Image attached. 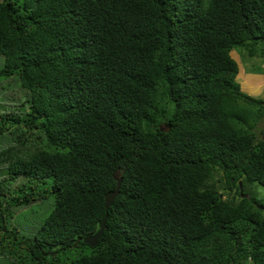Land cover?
<instances>
[{"label": "trees", "instance_id": "trees-1", "mask_svg": "<svg viewBox=\"0 0 264 264\" xmlns=\"http://www.w3.org/2000/svg\"><path fill=\"white\" fill-rule=\"evenodd\" d=\"M235 47L264 59V0H0V256L264 264V100ZM51 195L33 234L11 222Z\"/></svg>", "mask_w": 264, "mask_h": 264}, {"label": "rangeland", "instance_id": "rangeland-1", "mask_svg": "<svg viewBox=\"0 0 264 264\" xmlns=\"http://www.w3.org/2000/svg\"><path fill=\"white\" fill-rule=\"evenodd\" d=\"M230 54L238 64V74L235 80L239 83V89L249 95L264 100V59L257 56L251 57L247 55L245 49L240 47H235L231 50ZM246 75L256 78V81H251L250 86L248 85L249 88L243 86ZM260 125H264V119ZM245 191L246 195H255L258 199L264 200V185L262 184L257 182L250 183L245 188ZM51 207L52 195L47 198L31 201L27 205L23 204L16 208L17 211L11 222H14L19 231L25 234H33L49 214ZM10 262L12 260L5 255L0 256V264H11Z\"/></svg>", "mask_w": 264, "mask_h": 264}, {"label": "water", "instance_id": "water-1", "mask_svg": "<svg viewBox=\"0 0 264 264\" xmlns=\"http://www.w3.org/2000/svg\"><path fill=\"white\" fill-rule=\"evenodd\" d=\"M113 178L116 181V186L113 190L108 191L104 196L106 213H105V215H104V217L100 223L99 229L94 234L86 236L82 239L83 242L88 243L90 245H95L97 243L98 239L100 238L101 234L103 233L104 229L106 228V220H107V216H108L107 210H108L109 206L112 205L115 197L119 193L122 178L120 177L118 170H116L114 172ZM240 190H241L240 192L242 194V188L241 187H240ZM244 196H247V195L244 194ZM79 241H80V239L77 240V242H79Z\"/></svg>", "mask_w": 264, "mask_h": 264}, {"label": "clouds", "instance_id": "clouds-1", "mask_svg": "<svg viewBox=\"0 0 264 264\" xmlns=\"http://www.w3.org/2000/svg\"><path fill=\"white\" fill-rule=\"evenodd\" d=\"M233 49H234V48H233ZM233 49H232V50H233ZM230 52H231V51H230ZM247 55H248V54H247ZM231 56H232V55H231ZM244 194H245V193H244ZM247 196H248V195H247Z\"/></svg>", "mask_w": 264, "mask_h": 264}]
</instances>
